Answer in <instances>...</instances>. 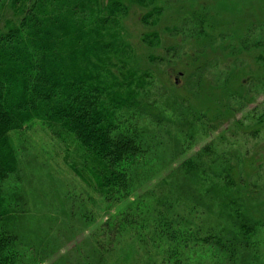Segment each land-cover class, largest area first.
Masks as SVG:
<instances>
[{"label":"trees","instance_id":"trees-1","mask_svg":"<svg viewBox=\"0 0 264 264\" xmlns=\"http://www.w3.org/2000/svg\"><path fill=\"white\" fill-rule=\"evenodd\" d=\"M216 1L194 8L186 20L193 26L176 30L201 44L190 54L195 70L188 81L207 91L211 103L186 113L182 96L170 106L182 133L203 124V135L223 121L226 128L196 154L184 155L196 131L175 151L166 150L165 115L142 96L154 79L129 68L118 27L135 5L151 6L142 20L157 24L163 13L157 0H0V264L45 262V250L16 222L27 200L12 136L35 120L57 136L71 135L92 164L101 196L123 207L98 229L95 262L86 256L81 264H108L107 253L126 235L147 253L144 264H257L264 222V55H254L260 67L245 71L238 54H200L220 41L236 51L254 50L264 39L250 25L264 27L251 21L248 33L237 26L228 32L233 20L222 17ZM159 39L157 30L143 34L150 46ZM149 114L154 130L143 123ZM248 137L260 139L254 153Z\"/></svg>","mask_w":264,"mask_h":264},{"label":"rangeland","instance_id":"rangeland-1","mask_svg":"<svg viewBox=\"0 0 264 264\" xmlns=\"http://www.w3.org/2000/svg\"><path fill=\"white\" fill-rule=\"evenodd\" d=\"M214 1L157 0L158 5L163 6V13L157 24L153 25H147L142 20L151 6L135 5L130 14L124 16L122 22L118 24L122 35L121 44L124 41V48L127 47V53L123 55L126 56L124 59L129 60V68L146 72L154 79L142 96L154 110L165 115L168 124L163 122L161 125L166 124L169 127L165 130V137L169 140L166 150H169V153L176 150L179 140L186 143V133L195 130L193 144L184 152V155H194L203 146L219 138L222 130L226 128L223 121L222 125L217 126L216 131L211 127V130L208 128L209 132H204L203 135H200L204 131L203 124L197 125L194 129L192 126L188 127L189 129L182 133L177 127L178 118L175 116L177 113L170 106L179 105L177 101H180L182 96L188 99L183 109L186 113L196 109L206 110L211 103L207 91L199 93L195 84L188 81V73L195 70L189 59L190 54L198 52L201 44L182 31L177 34L176 30L181 29L184 24L193 26L186 23V20L194 8H199L201 3L212 6ZM216 2L223 7L222 17L233 20L232 26L228 24V32L231 31V27L237 26V29L245 33L246 24L248 26L251 21L263 22L261 25L264 27V0ZM253 26L250 25V28L255 35L258 34L257 38L264 39V28ZM153 30H157L160 35L156 46H150L143 41V34ZM204 50L205 52L200 55H209L205 59H210V55L238 54L242 59L245 58L244 70L253 71L260 67V63L254 61V55H264V42L254 50L236 51L229 44L224 45L220 41ZM211 112L215 113L213 107ZM150 114V118H143V123L146 128L152 127L154 130L156 126ZM12 139L20 159L22 174L20 188L27 200L25 212L16 220L23 229L22 232L29 241L36 244V247L45 250L44 264H81L87 260L86 256H90L89 261L95 262L98 257L96 250L98 229L103 222L117 214L122 206L108 203L101 196L96 187V177L92 173V164L71 135L57 136L43 121L35 120L21 133H14ZM245 139L251 153H254L255 148L260 146L258 145L260 139L251 137ZM261 143H264V138L261 139ZM219 148L224 146L221 145ZM263 181L264 172L261 177V182ZM261 185L264 189V183ZM261 208L263 209L262 205ZM258 236L260 252L255 261L257 264H264V222ZM106 257L108 264H144L148 256L134 236L126 235Z\"/></svg>","mask_w":264,"mask_h":264}]
</instances>
